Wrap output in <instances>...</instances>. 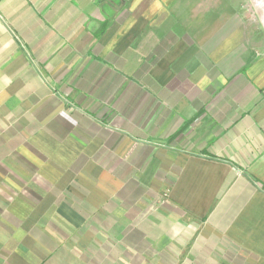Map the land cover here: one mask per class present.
Wrapping results in <instances>:
<instances>
[{"label": "crops", "instance_id": "1", "mask_svg": "<svg viewBox=\"0 0 264 264\" xmlns=\"http://www.w3.org/2000/svg\"><path fill=\"white\" fill-rule=\"evenodd\" d=\"M251 6L0 0V264H264Z\"/></svg>", "mask_w": 264, "mask_h": 264}, {"label": "rangeland", "instance_id": "2", "mask_svg": "<svg viewBox=\"0 0 264 264\" xmlns=\"http://www.w3.org/2000/svg\"><path fill=\"white\" fill-rule=\"evenodd\" d=\"M253 1H255L258 6L257 7H254V8H253V6H251V8H253V9H256L257 8L256 10L258 12L264 10V0H253ZM214 2H215V0H209V3H212L213 4ZM263 17H264V14H263Z\"/></svg>", "mask_w": 264, "mask_h": 264}]
</instances>
